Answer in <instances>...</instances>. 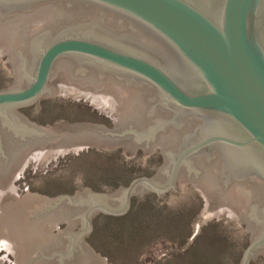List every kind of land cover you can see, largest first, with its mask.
<instances>
[{"label": "water", "instance_id": "95a60500", "mask_svg": "<svg viewBox=\"0 0 264 264\" xmlns=\"http://www.w3.org/2000/svg\"><path fill=\"white\" fill-rule=\"evenodd\" d=\"M0 52V264H111L94 218L178 183L264 264V0H0Z\"/></svg>", "mask_w": 264, "mask_h": 264}, {"label": "rangeland", "instance_id": "374dc122", "mask_svg": "<svg viewBox=\"0 0 264 264\" xmlns=\"http://www.w3.org/2000/svg\"><path fill=\"white\" fill-rule=\"evenodd\" d=\"M13 84L7 52H0V89ZM206 188L178 183L166 198L135 196L124 218L98 214L88 241L111 264H239L247 223H239L241 211L207 208ZM198 223L203 227L193 236Z\"/></svg>", "mask_w": 264, "mask_h": 264}, {"label": "flooded vegetation", "instance_id": "af4514ba", "mask_svg": "<svg viewBox=\"0 0 264 264\" xmlns=\"http://www.w3.org/2000/svg\"><path fill=\"white\" fill-rule=\"evenodd\" d=\"M7 56H8V55H7ZM177 187H178V184H177ZM197 187H198V186H197ZM132 201H133V200H132ZM130 210H131V209H130ZM197 225H199V229H198V231H199V233H200V229L203 227V225H201V224H199V223H198ZM196 228H197V226H196ZM198 231H197V234H198ZM197 234H196V235H197Z\"/></svg>", "mask_w": 264, "mask_h": 264}, {"label": "trees", "instance_id": "16d2710c", "mask_svg": "<svg viewBox=\"0 0 264 264\" xmlns=\"http://www.w3.org/2000/svg\"><path fill=\"white\" fill-rule=\"evenodd\" d=\"M129 212H130V211H129ZM129 212H128V213H129ZM128 213H127V214H128ZM127 214H125V215H127ZM119 217H123V218H124V215H123V216H119ZM104 218H105V217H104ZM106 219H107V218H106ZM108 219H110V217H109ZM121 219H122V218H121Z\"/></svg>", "mask_w": 264, "mask_h": 264}, {"label": "bare ground", "instance_id": "6f19581e", "mask_svg": "<svg viewBox=\"0 0 264 264\" xmlns=\"http://www.w3.org/2000/svg\"><path fill=\"white\" fill-rule=\"evenodd\" d=\"M205 187H207V186H205Z\"/></svg>", "mask_w": 264, "mask_h": 264}]
</instances>
